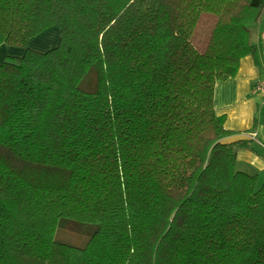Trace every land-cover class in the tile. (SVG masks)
<instances>
[{
	"label": "trees",
	"instance_id": "trees-1",
	"mask_svg": "<svg viewBox=\"0 0 264 264\" xmlns=\"http://www.w3.org/2000/svg\"><path fill=\"white\" fill-rule=\"evenodd\" d=\"M263 17L264 0H0V44L25 48L0 62V264H264V183L236 167L253 129L214 106L242 58L264 67ZM51 25L55 46H27ZM61 217L97 229L61 242Z\"/></svg>",
	"mask_w": 264,
	"mask_h": 264
},
{
	"label": "crops",
	"instance_id": "crops-1",
	"mask_svg": "<svg viewBox=\"0 0 264 264\" xmlns=\"http://www.w3.org/2000/svg\"><path fill=\"white\" fill-rule=\"evenodd\" d=\"M254 40L257 41L258 36ZM22 52L18 50L17 53L22 54ZM263 75L264 67L257 65L248 55L242 58L238 72L234 76L219 80L214 86V106L218 114L224 115L225 127L236 131L253 129L251 133L242 135L251 140L249 147L238 148L236 167L248 173H257V179L260 173H264V151L262 150L264 144L259 140L264 121L260 124L256 118L258 110L256 107L260 105L262 107L264 97L254 93L252 85ZM258 99L259 103H257Z\"/></svg>",
	"mask_w": 264,
	"mask_h": 264
},
{
	"label": "rangeland",
	"instance_id": "rangeland-1",
	"mask_svg": "<svg viewBox=\"0 0 264 264\" xmlns=\"http://www.w3.org/2000/svg\"><path fill=\"white\" fill-rule=\"evenodd\" d=\"M259 30L261 32V48H262V54L264 58V17L262 19V22L259 25ZM59 28L56 25H51L44 30H42L40 33H38L35 36H32L28 42V47H31L32 49L39 50V51H45L53 46H55L59 39ZM37 37V38H35ZM256 32L253 33V39H255ZM31 42V43H30ZM24 47L20 46H12L8 44L1 43L0 44V62L8 59L5 55L13 56L18 55L20 53H17L18 50H24ZM258 97V95H257ZM259 99L257 103H259ZM258 108L256 113V118L262 124L264 121V104L260 106H257ZM264 151V149H262ZM260 173V172H259ZM262 183H264V173H260L257 179V186H260ZM97 229V224L93 222H86V221H80L75 220L68 217H61L58 219V224L55 229L54 238L58 241L65 242L74 246L82 247L85 245L87 239L95 232Z\"/></svg>",
	"mask_w": 264,
	"mask_h": 264
},
{
	"label": "built area",
	"instance_id": "built-area-1",
	"mask_svg": "<svg viewBox=\"0 0 264 264\" xmlns=\"http://www.w3.org/2000/svg\"><path fill=\"white\" fill-rule=\"evenodd\" d=\"M252 91L256 94L264 96V75L254 83Z\"/></svg>",
	"mask_w": 264,
	"mask_h": 264
}]
</instances>
